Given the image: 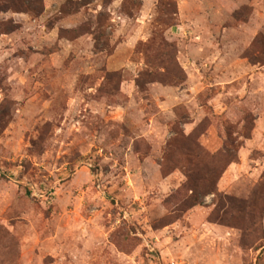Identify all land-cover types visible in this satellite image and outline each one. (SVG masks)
Masks as SVG:
<instances>
[{"label": "rangeland", "instance_id": "rangeland-1", "mask_svg": "<svg viewBox=\"0 0 264 264\" xmlns=\"http://www.w3.org/2000/svg\"><path fill=\"white\" fill-rule=\"evenodd\" d=\"M15 3L0 264H264V0ZM228 139L237 160L204 196L188 141L211 156Z\"/></svg>", "mask_w": 264, "mask_h": 264}, {"label": "trees", "instance_id": "trees-1", "mask_svg": "<svg viewBox=\"0 0 264 264\" xmlns=\"http://www.w3.org/2000/svg\"><path fill=\"white\" fill-rule=\"evenodd\" d=\"M9 2L15 3V1L9 0ZM40 0H17L15 6H13V10L16 12H25V11H32L35 12L34 6L35 4H39ZM12 7L3 6L0 8L1 12H6L11 10ZM188 147L193 153L194 158L198 160H202L203 158L208 160V169L206 173V177H209L212 181V184L208 187L207 192L204 193L205 195L213 194L215 191V186L218 179L224 173L225 169L232 163H235L237 160L236 152H234V143L228 139L224 145L223 150L220 153L214 155H208L204 150L199 146V144L195 141H188ZM220 163V164H218ZM221 165V166H220ZM191 196L184 202L183 210L187 211L190 208L200 205V194L197 192V188H193L191 190Z\"/></svg>", "mask_w": 264, "mask_h": 264}]
</instances>
